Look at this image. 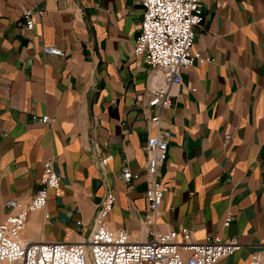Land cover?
Wrapping results in <instances>:
<instances>
[{"label":"crops","instance_id":"obj_1","mask_svg":"<svg viewBox=\"0 0 264 264\" xmlns=\"http://www.w3.org/2000/svg\"><path fill=\"white\" fill-rule=\"evenodd\" d=\"M198 1L204 20L192 50L201 60L170 87L156 126L146 99L160 74L132 54L139 0H0V223L14 213L7 202L33 198L50 161L60 186L48 194V219L28 216L27 241L87 237L110 190L107 225L131 242L186 228L196 242L240 245L217 264L264 259V0ZM27 9L43 11L30 31L21 21ZM44 46L63 56L43 54ZM158 129L171 133L161 172L170 191L145 225L144 144ZM124 167L136 176L128 184Z\"/></svg>","mask_w":264,"mask_h":264},{"label":"built area","instance_id":"obj_2","mask_svg":"<svg viewBox=\"0 0 264 264\" xmlns=\"http://www.w3.org/2000/svg\"><path fill=\"white\" fill-rule=\"evenodd\" d=\"M139 2L142 19L132 54L160 74L161 83L148 89L146 99V107L153 111L149 122L158 126L162 111L171 106L170 87L181 85V71L201 60L200 54L192 49L194 28L203 22L204 14L198 0ZM42 14L43 11L37 9L23 12L21 21L24 29L32 30L33 15ZM41 51L51 56H63V52L53 46H44ZM32 120L43 124L52 121L47 116H34ZM170 135L169 129H158L147 137L144 144V169L149 184L144 193L147 203L145 225L154 223L163 196L170 191L161 173ZM110 159V156L100 158L99 164L104 166ZM121 177L126 184L132 178L136 179L127 167L122 169ZM59 186L60 178L52 163L46 161L42 164V175L33 198L26 204L15 200L5 204L14 213L0 223V264H217L240 249L235 240H223L218 236H206L201 242L193 241L186 228L155 232L146 242H131L126 230L112 231L107 225L106 218L115 202L110 190L106 191L96 211L91 232L80 241L34 243L23 239L28 216L44 212L49 192ZM43 218L48 219L49 214L44 212ZM230 221L231 216L228 215L222 226L228 227ZM248 264H264V259L255 254Z\"/></svg>","mask_w":264,"mask_h":264}]
</instances>
